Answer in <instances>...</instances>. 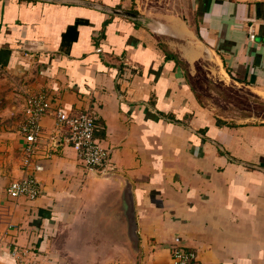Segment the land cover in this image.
<instances>
[{
  "label": "crops",
  "instance_id": "crops-1",
  "mask_svg": "<svg viewBox=\"0 0 264 264\" xmlns=\"http://www.w3.org/2000/svg\"><path fill=\"white\" fill-rule=\"evenodd\" d=\"M193 1L154 18L137 0H0V264H174L176 246L264 264V123L220 120L194 84L206 61L264 95V0ZM39 95L43 192L14 199ZM58 110L95 117L107 173L53 140Z\"/></svg>",
  "mask_w": 264,
  "mask_h": 264
},
{
  "label": "built area",
  "instance_id": "built-area-1",
  "mask_svg": "<svg viewBox=\"0 0 264 264\" xmlns=\"http://www.w3.org/2000/svg\"><path fill=\"white\" fill-rule=\"evenodd\" d=\"M25 112L27 120L23 132L27 146L24 166L27 173L23 178L12 181L7 191L14 199L25 197L35 200L43 192L40 181L36 177V173L43 170V167L36 161L37 146L43 139L44 133L40 122L44 116L52 114V105L45 95L27 97ZM56 119L59 128L53 140L61 139L73 147L85 167L107 173L111 163V151L98 140V125L95 117L88 111L58 110ZM1 240L2 238H0V243ZM172 255L174 264H199L198 255L193 250L176 247Z\"/></svg>",
  "mask_w": 264,
  "mask_h": 264
},
{
  "label": "rangeland",
  "instance_id": "rangeland-1",
  "mask_svg": "<svg viewBox=\"0 0 264 264\" xmlns=\"http://www.w3.org/2000/svg\"><path fill=\"white\" fill-rule=\"evenodd\" d=\"M137 1L135 6L140 7V12L154 18L176 13L192 17L194 12L193 0ZM197 70L198 74L194 84L212 114L231 124L264 123V95L252 92L245 87L227 85L220 81L219 71L214 63L201 62Z\"/></svg>",
  "mask_w": 264,
  "mask_h": 264
},
{
  "label": "water",
  "instance_id": "water-1",
  "mask_svg": "<svg viewBox=\"0 0 264 264\" xmlns=\"http://www.w3.org/2000/svg\"><path fill=\"white\" fill-rule=\"evenodd\" d=\"M118 13L123 14V15H125L127 17H130V18H137L138 17V15H135V14H132V13H123V12H118ZM131 222L134 223V220L129 219V223H131Z\"/></svg>",
  "mask_w": 264,
  "mask_h": 264
},
{
  "label": "trees",
  "instance_id": "trees-1",
  "mask_svg": "<svg viewBox=\"0 0 264 264\" xmlns=\"http://www.w3.org/2000/svg\"><path fill=\"white\" fill-rule=\"evenodd\" d=\"M219 122H221V121H219Z\"/></svg>",
  "mask_w": 264,
  "mask_h": 264
}]
</instances>
